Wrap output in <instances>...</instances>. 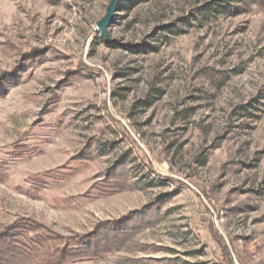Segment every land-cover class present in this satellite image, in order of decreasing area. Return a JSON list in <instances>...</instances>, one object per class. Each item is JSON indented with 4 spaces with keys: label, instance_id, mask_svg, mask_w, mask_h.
I'll list each match as a JSON object with an SVG mask.
<instances>
[{
    "label": "rangeland",
    "instance_id": "rangeland-1",
    "mask_svg": "<svg viewBox=\"0 0 264 264\" xmlns=\"http://www.w3.org/2000/svg\"><path fill=\"white\" fill-rule=\"evenodd\" d=\"M110 3L0 0V232L264 264V0Z\"/></svg>",
    "mask_w": 264,
    "mask_h": 264
},
{
    "label": "trees",
    "instance_id": "trees-1",
    "mask_svg": "<svg viewBox=\"0 0 264 264\" xmlns=\"http://www.w3.org/2000/svg\"><path fill=\"white\" fill-rule=\"evenodd\" d=\"M35 225L38 226L34 222L21 220L0 232V264H67L74 259L76 249H67L66 246L62 249H48L50 234H24L26 228L36 231ZM80 252L84 250H78L77 254Z\"/></svg>",
    "mask_w": 264,
    "mask_h": 264
},
{
    "label": "water",
    "instance_id": "water-1",
    "mask_svg": "<svg viewBox=\"0 0 264 264\" xmlns=\"http://www.w3.org/2000/svg\"><path fill=\"white\" fill-rule=\"evenodd\" d=\"M118 1L119 0H111V3L109 4L108 9H107L106 16L101 21H99L98 24H97V26L100 29L102 35H104V36H106V27L108 26V24L111 21L113 12L115 10V7H116Z\"/></svg>",
    "mask_w": 264,
    "mask_h": 264
}]
</instances>
